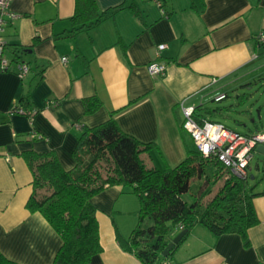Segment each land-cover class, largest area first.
Instances as JSON below:
<instances>
[{
	"label": "crops",
	"instance_id": "1",
	"mask_svg": "<svg viewBox=\"0 0 264 264\" xmlns=\"http://www.w3.org/2000/svg\"><path fill=\"white\" fill-rule=\"evenodd\" d=\"M125 1L96 0L101 11ZM133 1L138 14L121 9L73 37L64 36L72 28L75 0L11 3L18 16L3 32L4 58L14 67L15 51L30 72L21 78L14 71L0 70V252L9 260L53 264L62 245L43 215L27 207L33 173L25 152H54L70 170L83 128L103 124L113 115L123 132L153 145L142 155L148 168H174L196 150L183 127V109L210 108L214 111L206 118L212 120L219 112L212 108L216 97L226 95L223 102L233 93L239 99L240 88L264 75L263 49L254 50L256 39L264 37V0H207L201 14L191 7V0ZM161 44L166 45L160 54L166 74L151 76L147 67L157 60ZM93 97L101 106L87 114L85 101ZM16 105L33 116L13 112ZM261 132L264 128L242 135ZM249 172L254 192L264 193V182L253 175L251 165ZM221 186L222 182L204 205ZM253 203L259 223L249 230L248 245L238 234L217 237L197 225L168 261L264 264V194ZM92 204L103 251L91 264H143L117 240V232L127 240L138 224L140 203L132 189L108 187ZM151 224L146 219L143 226ZM180 232L173 228L171 235Z\"/></svg>",
	"mask_w": 264,
	"mask_h": 264
},
{
	"label": "trees",
	"instance_id": "2",
	"mask_svg": "<svg viewBox=\"0 0 264 264\" xmlns=\"http://www.w3.org/2000/svg\"><path fill=\"white\" fill-rule=\"evenodd\" d=\"M206 2L191 0V7L201 14ZM124 8L138 14L133 0L105 11L100 10L96 0H75L72 28L64 37L91 31ZM37 41L35 39V43ZM259 49L264 52V42L258 37L254 50ZM14 54L13 62H24L15 51ZM100 106L97 97L85 101L87 114L94 113ZM21 107L16 105L13 112L18 113ZM213 111L199 106L195 118L203 121ZM152 146L123 132L112 115L103 124L83 128L72 153L75 165L70 170L63 167L54 152L27 151L23 154L33 173V193L27 207L31 212L41 213L62 240L53 264H91L102 253L97 209L92 199L115 185L130 187L139 200L136 228L127 240L117 232V240L143 264L168 261L197 225L206 227L217 237L238 234L245 245L249 244V230L259 223L253 200L264 194L254 192L251 176L240 179L216 157H205L197 150L189 151L186 159L174 168H148L142 155L150 152ZM209 169L222 186L212 200L203 205L201 197L209 192L212 183ZM193 181H202V184L190 203L184 195L190 192ZM146 219L152 221L148 227L143 226ZM173 228L187 233L168 256L163 257V252L176 237L171 235ZM0 264L19 263L0 252Z\"/></svg>",
	"mask_w": 264,
	"mask_h": 264
},
{
	"label": "built area",
	"instance_id": "3",
	"mask_svg": "<svg viewBox=\"0 0 264 264\" xmlns=\"http://www.w3.org/2000/svg\"><path fill=\"white\" fill-rule=\"evenodd\" d=\"M13 0H0V70L2 72L14 71L19 77L23 78L30 72V67L26 62L11 63L4 58L6 45L2 41V35L9 21L17 18L11 10ZM260 42H264V37H259ZM166 48L161 44L157 48V60L150 63L147 70L151 76L163 77L166 74V65L160 60L161 52ZM67 63V57L62 59ZM12 68H14L12 70ZM226 98V95H220L215 98L220 102ZM183 127L192 137L195 148L205 157H216L230 173L240 179H246L250 176V165L254 156L259 153L257 148L264 146V132L252 135H242L228 129L224 124L209 119L199 121L195 118L196 108H184ZM19 114L28 117L33 116L32 111H26L23 107L19 109ZM34 138V137H33ZM163 264H172L165 261Z\"/></svg>",
	"mask_w": 264,
	"mask_h": 264
},
{
	"label": "rangeland",
	"instance_id": "4",
	"mask_svg": "<svg viewBox=\"0 0 264 264\" xmlns=\"http://www.w3.org/2000/svg\"><path fill=\"white\" fill-rule=\"evenodd\" d=\"M239 94L241 95L239 99L233 93H230L229 98L225 101L220 103L213 102L212 108L219 109V112L210 117L212 121L220 122L227 126L228 129L241 134H248L257 128H264V78L257 80L247 88H240ZM257 163L260 165L259 172L256 170ZM251 166L253 175L256 177L259 176L260 182H264V155L256 154ZM209 174L212 177V183L209 192L201 199L203 205L210 194L221 183V181H217L212 175V169H209ZM250 181L251 183L255 182L252 179ZM199 183V181L192 182L190 192L184 195L185 200L190 203L194 200L195 195L198 193ZM43 193H46V191L44 190Z\"/></svg>",
	"mask_w": 264,
	"mask_h": 264
},
{
	"label": "water",
	"instance_id": "5",
	"mask_svg": "<svg viewBox=\"0 0 264 264\" xmlns=\"http://www.w3.org/2000/svg\"><path fill=\"white\" fill-rule=\"evenodd\" d=\"M257 151L261 154L264 155V146H259L257 148ZM186 231H182L180 232L171 243H169L168 247L165 249V251L163 252L162 256L163 257H167L168 254L170 253V251L174 248L175 245L179 244L180 241L183 239V237L186 235Z\"/></svg>",
	"mask_w": 264,
	"mask_h": 264
}]
</instances>
